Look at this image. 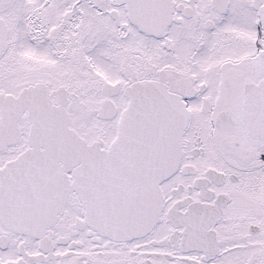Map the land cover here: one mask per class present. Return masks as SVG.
<instances>
[{"label":"snow or ice","instance_id":"1","mask_svg":"<svg viewBox=\"0 0 264 264\" xmlns=\"http://www.w3.org/2000/svg\"><path fill=\"white\" fill-rule=\"evenodd\" d=\"M0 264H264V0H0Z\"/></svg>","mask_w":264,"mask_h":264}]
</instances>
